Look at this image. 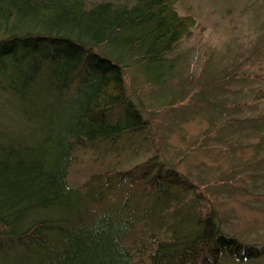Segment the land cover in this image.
I'll list each match as a JSON object with an SVG mask.
<instances>
[{
  "label": "trees",
  "instance_id": "16d2710c",
  "mask_svg": "<svg viewBox=\"0 0 264 264\" xmlns=\"http://www.w3.org/2000/svg\"><path fill=\"white\" fill-rule=\"evenodd\" d=\"M176 4L0 0L1 262L221 264L233 258L247 264L264 255L225 234L197 188L161 163L139 175L144 199H152L141 208L131 198L114 206L110 196L142 165H126L136 158L132 153L116 156L117 169L92 175L81 189L68 183L80 143L93 148L130 134L147 141L150 121L130 101L125 70L155 88L171 79L168 55L197 27ZM117 109L122 116L113 119ZM7 117L19 119L20 129L8 130ZM173 188L198 199L197 206L186 211L180 201L174 213L162 215Z\"/></svg>",
  "mask_w": 264,
  "mask_h": 264
},
{
  "label": "rangeland",
  "instance_id": "374dc122",
  "mask_svg": "<svg viewBox=\"0 0 264 264\" xmlns=\"http://www.w3.org/2000/svg\"><path fill=\"white\" fill-rule=\"evenodd\" d=\"M87 2L131 7L136 0ZM175 9L194 16L197 27L168 55L171 79L155 88L125 70L130 101L139 103L150 121L147 141L130 134L93 148L80 143L72 153L68 183L81 189L92 175L117 169L116 156L132 153L136 160L126 165H142L134 180L110 193L114 206L124 198L140 208L152 203L143 197L146 182L139 175L161 163L197 188L225 234L264 249V0H179ZM112 116L121 118L120 109ZM7 119L8 130L20 129L19 119ZM1 125L6 127L5 121ZM11 135L23 137L19 130ZM173 195L168 210H159L162 215L174 213L180 201L186 211L197 206L198 199L181 188H173ZM152 227L148 221L145 228ZM236 261L221 264H241ZM247 264H264V255Z\"/></svg>",
  "mask_w": 264,
  "mask_h": 264
}]
</instances>
